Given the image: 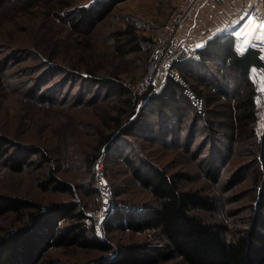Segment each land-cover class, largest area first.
Listing matches in <instances>:
<instances>
[{"label":"rangeland","instance_id":"obj_1","mask_svg":"<svg viewBox=\"0 0 264 264\" xmlns=\"http://www.w3.org/2000/svg\"><path fill=\"white\" fill-rule=\"evenodd\" d=\"M94 1L0 0V136L21 148L36 147L46 157L26 154L24 160L28 162L20 172H13L0 160V195L30 204L0 214V236L22 225L31 207L74 202L86 212L85 227H92L94 236L107 240L114 250L133 242L160 245L162 240L150 232L105 229L117 210L126 214L131 207L136 210L154 204L149 191L130 174V166L143 165L168 175L178 174L180 190L198 191L211 198L214 209L197 212L204 221L224 225L230 235L245 229L258 192L254 181L264 180L260 157L252 159L248 154L264 129V71L253 69L247 74L257 91L253 137L234 145L220 135L213 139L191 110L182 112L179 122L168 116L161 123L159 120L155 130L150 129L154 137L146 132L148 140L112 136L115 129L110 119L123 109L124 95L115 86L99 85L97 79L115 78L135 89L148 71L152 51L162 42L178 0H123L91 30L82 24L67 25L68 17L75 14L73 9L91 6ZM248 15L250 19L246 12ZM126 27L147 40L137 46V52L122 56L114 49L113 37ZM240 27L229 30L239 38L245 25ZM196 30L190 34L193 41ZM253 33L251 37L258 31ZM204 70L208 79L221 84L231 96L241 84L237 72H217L210 61ZM204 70L199 72L194 67L193 71L200 77ZM186 81L194 82L191 77ZM198 87L204 89L203 84ZM145 105L140 101L136 108ZM106 136H112V149L125 150V160L108 158L107 149L100 154ZM94 154H100L99 159L90 164ZM97 162L103 178L102 193L108 192L110 198L103 220L96 213L104 201L96 186ZM51 176L67 184L71 192L56 190L58 183L51 181ZM111 254L79 247H49L39 263L52 264L59 259L72 264H105L118 258H110ZM157 264L185 263L176 257Z\"/></svg>","mask_w":264,"mask_h":264},{"label":"trees","instance_id":"obj_2","mask_svg":"<svg viewBox=\"0 0 264 264\" xmlns=\"http://www.w3.org/2000/svg\"><path fill=\"white\" fill-rule=\"evenodd\" d=\"M121 1L96 0L91 6L77 7L73 9L75 14L68 17L67 25L82 24L91 30ZM114 35V49L122 56L137 52V46L147 40L130 27L116 31ZM207 61L214 65L217 72L235 71L241 77V84L233 89L232 96L221 84L205 76ZM194 67H198L199 72L203 69L202 75L205 77L195 75ZM178 69L185 80L191 77L194 81L188 85L202 98L203 108L200 112L184 97L180 85L171 80L137 96L129 86L115 78L97 79L99 85L115 86L124 95L121 100L123 109L110 119L115 129L112 136L148 140L146 132L155 130L159 120L161 123L168 116L179 122L182 112L186 110H191L194 117L204 122L205 129L213 139L214 135H220L230 145H234L255 135L252 126L256 121L257 91L247 74L253 69L264 71V58L258 45L250 43L241 49L231 30L221 31L209 37L202 47L193 49L192 56L181 63ZM88 77L91 81L94 79L91 74ZM202 84L204 89H199L198 86ZM222 98L223 101H220ZM140 101L146 105L137 109L136 105ZM149 116H152V121ZM124 120L127 121L122 123ZM112 136L105 137L100 154L107 149L108 158L123 161L127 156L125 150L111 148ZM151 136L154 137V134ZM254 147L248 154L252 159L260 157L261 168L264 169V129ZM26 154H38L46 158L43 151L36 147L21 148L10 139L0 136V160L13 172H20L23 164L28 162L24 160ZM100 154L92 155L89 163L98 161ZM130 169V174L138 184L149 191L154 204L136 210L131 207L132 210L126 214L117 210V214L109 219L108 223L111 224L105 229L112 231L128 228L133 234L150 232L162 240L160 245L147 241L133 242L119 245L114 250L107 240H99L94 236L92 227H85L87 216L81 205L74 202L51 203L45 207H31L22 225L0 236V264H40L49 247H79L104 254L112 253L110 258L118 256L105 264H157L176 257L185 264H264V180L254 181L258 192L247 227L230 235L224 225L208 223L197 214L198 211H212L213 201L198 191L180 190V175H168L152 165L130 166ZM50 180L58 183L59 188L56 190L71 192L67 184L65 186L52 176ZM25 205L30 204L0 195V214L27 208ZM52 264L72 263L58 259Z\"/></svg>","mask_w":264,"mask_h":264},{"label":"built area","instance_id":"obj_3","mask_svg":"<svg viewBox=\"0 0 264 264\" xmlns=\"http://www.w3.org/2000/svg\"><path fill=\"white\" fill-rule=\"evenodd\" d=\"M211 1L214 0L177 1L174 7L175 9H173L166 24L162 42L157 44L152 51L149 59L148 71L137 83L135 89L131 87V91L134 95L142 96L151 88L163 86L166 81L171 80L180 85L182 94L197 112L202 110V98L198 97L193 92L188 82L180 73L178 66L192 56L194 47H192L190 34L192 35L193 30L197 28L195 23L198 16ZM249 14L251 21H264V0H253ZM236 38L238 42L241 39V37L238 38L237 36ZM250 43L258 45L262 52V56H264V47L260 46L259 32L254 37H251ZM95 167L96 186L99 188L98 190H101L100 194L104 199L102 206H100L96 213L97 217L103 220V214L109 211L108 208L110 204H108V201L110 198L108 192L102 193L103 189H101V187H103V178L100 163L97 162ZM124 231L128 232L129 230L125 228Z\"/></svg>","mask_w":264,"mask_h":264},{"label":"crops","instance_id":"obj_4","mask_svg":"<svg viewBox=\"0 0 264 264\" xmlns=\"http://www.w3.org/2000/svg\"><path fill=\"white\" fill-rule=\"evenodd\" d=\"M253 0H214L206 6L197 18L196 36L192 40V47H202L215 32L229 29L239 30L240 24L245 25L243 36L238 44L241 49L250 44L254 26L249 23V15ZM256 31V30H255ZM254 31V33H255ZM253 33V34H254Z\"/></svg>","mask_w":264,"mask_h":264},{"label":"snow or ice","instance_id":"obj_5","mask_svg":"<svg viewBox=\"0 0 264 264\" xmlns=\"http://www.w3.org/2000/svg\"><path fill=\"white\" fill-rule=\"evenodd\" d=\"M249 23L254 25L255 30H258L259 38H260V46L264 47V21H260V22L249 21Z\"/></svg>","mask_w":264,"mask_h":264}]
</instances>
